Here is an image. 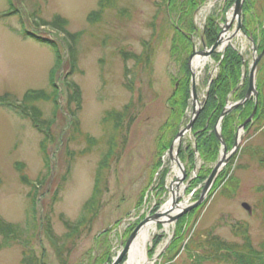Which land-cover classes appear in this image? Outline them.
<instances>
[{
    "label": "rangeland",
    "instance_id": "1",
    "mask_svg": "<svg viewBox=\"0 0 264 264\" xmlns=\"http://www.w3.org/2000/svg\"><path fill=\"white\" fill-rule=\"evenodd\" d=\"M247 2L249 9L244 17L258 41L240 31L228 45L243 56V70L249 76L254 57L264 49V0ZM234 3L235 0H206L193 13L197 52L205 49L202 31L210 18L217 21L221 33ZM58 15L67 19L71 32L82 31L79 71L74 75L83 91L82 131L75 138H70V121L64 107V76L69 70L67 42L63 33L44 24ZM178 18L179 10L169 11L166 0H0V96L8 94L16 103L32 90L52 93L53 85L59 87L60 94L56 111L52 100L37 103L43 119L56 118L48 146L53 160L49 176L40 150L44 133L31 118L0 105V213L9 222L26 227L30 224L28 242L16 241L0 249V264H25V253L41 264H60L56 246L43 229V217L54 195L53 230L65 245L62 250L67 264H111L140 222L169 201L171 185L180 181L183 172L168 153L166 157L159 154L158 138L170 115L167 98L174 88L172 77L182 74L180 59L185 55L173 50ZM237 24L233 21L227 33L233 34ZM180 25L186 26L184 22ZM23 30L57 42L62 64L56 66L57 55L50 46L24 36ZM147 48V62L124 59L125 53L139 55ZM225 50L216 51L198 70L199 101L205 97L208 75L217 74ZM257 81V97L264 98V55L258 64ZM128 103H132L134 119L128 131L129 119L121 126L115 153L109 156L104 169L101 198L92 207L89 222L70 233L64 219L76 221L81 217L94 193L97 170L108 152L107 141L113 129L111 124H104V117L123 111ZM191 114L192 107L187 120ZM263 125L253 121L242 130L234 150L235 143L227 146L229 160L201 206L169 223L168 228L158 224L148 244L153 264L264 262V166L260 164L264 154ZM172 137L171 131L165 138ZM191 141L193 135L189 132L184 136V145ZM221 154L222 151L207 164L201 157L193 164H183L185 175L175 187L181 204L200 198ZM71 159L72 172L64 181ZM159 160L163 169H158ZM22 174L31 184L23 181ZM38 179H43V185L36 194L33 218L29 194ZM243 203H248L252 211ZM127 258L128 255L121 264Z\"/></svg>",
    "mask_w": 264,
    "mask_h": 264
},
{
    "label": "trees",
    "instance_id": "2",
    "mask_svg": "<svg viewBox=\"0 0 264 264\" xmlns=\"http://www.w3.org/2000/svg\"><path fill=\"white\" fill-rule=\"evenodd\" d=\"M206 0H166L167 8L169 11L179 10L178 24H174L176 29V41L173 44V50L180 56L185 55L183 59H180L182 74L177 77H172L173 80V91L167 98V104L170 110V115L167 121L162 126V134L158 138L159 154L164 155L165 152L170 147L173 139L177 135L181 126L187 120V110L191 103V71L188 65V59L194 49V37L196 34V25L193 19V13L198 9V7L204 3ZM249 6L247 0L243 5V17L248 11ZM103 10V7H102ZM100 10V12L102 11ZM97 11H93L91 16L96 14ZM186 24L185 27L183 25ZM45 25H51L56 30L64 34L68 52H69V70L64 76V83L66 87V97L64 101V107L66 109L67 115L69 117L70 125V138H75L81 133V119L80 112L83 109V91L81 86L74 80V75L79 71V47L82 38V31L71 32L68 29L67 19L56 16L51 23H44ZM244 31L247 34L252 35L250 29L247 27L246 19L243 18ZM219 32V25L216 20L210 18L209 22L205 26L203 32L205 41L212 45ZM24 36H30L35 38L38 42L50 46L55 54L56 66L62 64V56L57 47V42L47 37L38 36L27 30H23ZM30 33V34H29ZM255 40L258 41V35H252ZM214 56V54H213ZM135 59V62L140 64L144 61L147 62L150 58V53L148 48L145 53L142 54H129L125 53V60L128 58ZM219 70L217 74L209 82L210 76L208 75L206 84L209 83L208 90L206 92V99L201 109L192 129L193 141L188 145H182L180 150V157L187 165L193 164L196 160V153L198 152L199 157L203 160L204 164L213 162L217 159L221 150V140L217 137L215 131V125L221 116V113L225 109V106L230 99L239 100L245 97L248 90V80L243 82V66L244 60L240 52L233 46L229 45L222 58L219 60ZM128 68V67H126ZM127 72H130L128 70ZM133 83V80H131ZM54 88L52 93L46 91V89L32 90L26 92L21 101L16 103L10 101L8 94L0 96V105H4L19 116L23 118H31L35 127L44 133V137L40 143V150L43 155L44 166L47 170L46 175H50L52 167V157L49 152L48 146L49 141H52V125L55 121V117L43 119V112L37 105L39 101H54L55 111L60 107L59 98V87L53 85ZM129 86V85H128ZM256 106L254 99L248 100L245 104L238 106L233 111H231L223 120L222 123V134L228 148L235 143V136L238 126L243 123L248 116L252 113ZM132 103H128L123 111L107 113L104 117L105 125H112L113 134L108 139V152L105 154L103 161L101 162L96 175L94 193L89 201L84 205L82 215L76 221H70L69 219H64L66 228L70 233L77 232L79 228L84 227L90 219V212L94 205L98 203L102 195L101 184L103 182L104 169L107 166V161L110 159L109 156L115 153V141L119 137L123 128L122 124L129 119L127 125V131L129 130L132 122L133 115H131ZM253 121H257L259 125L264 122V98L259 97L258 108ZM253 123V122H252ZM251 123L247 124L246 128H249ZM264 126V125H263ZM173 132L172 139H166V135ZM264 132V130H263ZM264 152V151H263ZM73 158V156H72ZM260 164L264 166V154L260 157ZM158 169L162 166L163 162L158 161ZM72 172V159L69 161L68 167L65 174L63 175V180H67ZM162 173V172H161ZM164 177V176H163ZM165 178V177H164ZM22 179L25 183H28L27 177L22 174ZM162 184L165 182L162 180ZM30 183V182H29ZM31 184V183H30ZM43 185V179H38L37 183H32L34 187L33 192L29 194L31 198V209L33 211V218L36 216L37 201L36 194L40 187ZM35 196V197H34ZM55 195L52 199V204L50 205V210L43 217V229L46 236L54 242L56 250L59 255L60 264H67V258L63 254L62 246L64 243L60 242L59 237H55L52 223V211L55 205ZM263 209V220H264V197L262 200ZM64 216V215H63ZM64 218V217H62ZM30 224L28 227L23 226L21 223L9 222L3 218L0 213V235L2 237V242L0 244V249L11 246L13 242H28L27 236L30 235ZM222 244V243H220ZM228 249L231 247L227 246ZM233 248V247H232ZM264 249V243L262 245ZM23 261L25 264H41L33 257L28 256L26 253L24 255ZM254 263V259L252 261ZM257 264H264V262L259 261Z\"/></svg>",
    "mask_w": 264,
    "mask_h": 264
},
{
    "label": "water",
    "instance_id": "3",
    "mask_svg": "<svg viewBox=\"0 0 264 264\" xmlns=\"http://www.w3.org/2000/svg\"><path fill=\"white\" fill-rule=\"evenodd\" d=\"M245 0H236L235 5H234V10L232 13V19L227 22L226 24V28H224V31L228 30L230 28V25L233 21L237 20L238 24H237V29L235 30V32L228 38L231 39L232 37H234L237 33H239L242 28H243V23H242V10H243V4H244ZM224 31H222L218 37L216 42L214 43V45L211 48H207V45L205 43L206 48L202 51H199L200 55L203 56H211V54L216 51L222 44H223V33ZM197 51L194 50V52L192 53V55L189 58V67L191 69L192 72V89H191V93H192V98H193V105H194V109H193V116L190 120V122L184 127L182 128L179 133L177 134V137L175 139V141L173 142V144L170 147V157L172 159L173 162H175L179 168L182 170L183 172V176L185 175V169L183 166V163L181 162L180 158H179V150L181 147V143L183 140V137L185 136V134H187L188 132H190L193 128V124L195 122V119L197 118L200 108L202 107V102H199L198 99V94H197V74L196 71L193 70V61L197 55ZM264 55V49L262 51L261 54H259L258 56L254 57V60L251 64V68H250V73H249V89L248 92L246 94V97L238 102H234V103H229L228 106L226 107V109L222 112L217 124H216V133L217 136L221 139L222 141V154L221 157L219 158V160L217 161V163L215 164V166L213 167L212 172L210 173L208 179L205 182V185L202 189L201 192V196L200 198L191 204L182 206L180 203V195L177 193V191L175 190V185L177 186L178 182H180L182 180V177H179L177 182L172 183L171 185V195H172V199H173V204L171 206L170 209H164V206L158 211L156 212L154 215L147 217L144 221H141L140 224L135 228V230L131 233V235L129 236L125 246L123 247V249L118 253L117 257L113 260V262L111 264H121V262L123 261L124 257L129 253L131 245L133 244V242L135 241V239L137 238V235L139 233V231L141 230V228L149 221V220H157L159 223L164 224L165 222L167 223H171L173 221L178 220L182 215L192 211L193 209H195L196 207L200 206L207 198V196L209 195V192L211 191L216 178L218 177L220 171L222 170V168L225 166V164L228 162V154L230 153L227 149V146L225 144V141L223 139L222 133H221V124L222 121L224 119V117L231 112L234 108H236L238 105L240 104H244L248 99H250L253 95H255L257 97L258 95V91H257V86H256V79H257V68H258V64L262 58V56ZM256 111V109H255ZM255 111L252 113V115L240 126V130L243 129L246 124L248 122H250L254 116ZM241 139V135H240V131L237 134L236 137V143H235V148L238 146L239 141ZM177 145V146H176ZM180 207V209H178L177 211H175L176 207ZM243 207H245L248 211H252L251 206L248 203H243ZM163 216H167V219L161 220V218Z\"/></svg>",
    "mask_w": 264,
    "mask_h": 264
},
{
    "label": "bare ground",
    "instance_id": "4",
    "mask_svg": "<svg viewBox=\"0 0 264 264\" xmlns=\"http://www.w3.org/2000/svg\"><path fill=\"white\" fill-rule=\"evenodd\" d=\"M228 35H224V44L228 41ZM207 62L206 57L196 56L193 61V70L198 73V70L205 66ZM173 204V199L170 198L169 201L165 204L164 209H170ZM182 206L186 205L185 203L181 204ZM180 209V207H176L175 211ZM167 219V216H163L161 220L164 221ZM159 222L157 220H149L139 231L137 238L131 245L128 258L125 264H153V260L148 256V244L152 239V233L156 232L158 229ZM166 228H168V223H164Z\"/></svg>",
    "mask_w": 264,
    "mask_h": 264
}]
</instances>
